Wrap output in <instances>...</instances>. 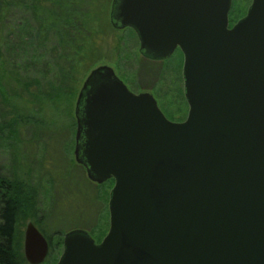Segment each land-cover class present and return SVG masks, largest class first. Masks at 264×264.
<instances>
[{
  "label": "water",
  "instance_id": "95a60500",
  "mask_svg": "<svg viewBox=\"0 0 264 264\" xmlns=\"http://www.w3.org/2000/svg\"><path fill=\"white\" fill-rule=\"evenodd\" d=\"M231 0H113L112 26L131 28L155 60L177 48L188 105L169 120L107 65L93 68L74 107V159L113 185L99 242L66 232L55 264H264V0L231 27ZM23 256L42 263L32 222Z\"/></svg>",
  "mask_w": 264,
  "mask_h": 264
},
{
  "label": "rangeland",
  "instance_id": "374dc122",
  "mask_svg": "<svg viewBox=\"0 0 264 264\" xmlns=\"http://www.w3.org/2000/svg\"><path fill=\"white\" fill-rule=\"evenodd\" d=\"M18 1L6 14L14 30L5 27L0 49L1 65L16 72L15 79L7 81L8 94L0 95V175L36 193L30 206L23 205L15 225L16 250L23 254V232L30 221L48 242V255L40 264H55L66 232L82 229L99 242L109 225L113 180H89L73 155L74 107L85 78L93 68L107 65L131 91L150 92L169 120L182 121L188 111L183 56L179 49L165 59L144 56L131 28L112 26L113 0H65V20L49 11L41 14L40 8L29 10L33 0ZM250 1L231 0L229 24L246 13ZM42 17L49 24L61 19L62 24L51 30L40 23ZM62 45L65 60L58 57ZM62 65L68 73L58 82L54 72ZM24 85L29 94L19 97Z\"/></svg>",
  "mask_w": 264,
  "mask_h": 264
},
{
  "label": "trees",
  "instance_id": "16d2710c",
  "mask_svg": "<svg viewBox=\"0 0 264 264\" xmlns=\"http://www.w3.org/2000/svg\"><path fill=\"white\" fill-rule=\"evenodd\" d=\"M17 0H0V49L3 44L5 27L9 26L14 30L13 23L6 20V14L15 7ZM19 4L24 1H18ZM27 7L34 9L40 8L42 10L41 14L44 12H50L53 15H57L65 20V0H33V2L28 3ZM34 12V11H33ZM61 15V16H60ZM61 19L46 22V18H40V23L50 26L51 30H57V26L62 24ZM65 21L63 22V24ZM41 28V27H40ZM42 29V28H41ZM35 35L38 36L37 25L35 27ZM41 32V31H40ZM69 41L70 37L64 36ZM65 42V41H63ZM61 52L58 57L65 60V46L62 45ZM1 55H0V95H7L10 81L15 79V71L9 68L7 65H1ZM7 64V63H6ZM56 80L59 82L65 81V74L68 73L65 69V65L56 66ZM61 76H60V74ZM47 89H50L48 86ZM45 92V91H42ZM50 92V91H49ZM19 97H23L24 94H29V88L25 85L21 86L18 92ZM40 94V93H39ZM48 94H46V97ZM38 96V95H37ZM40 96V95H39ZM18 117V116H17ZM14 118V120H17ZM22 117H20L21 119ZM31 190V189H30ZM28 188L24 189L19 185V182L15 178H7L0 175V264H28L22 253L18 252L15 248L16 238H15V225L18 221L19 215L23 210V205L27 204L30 206L32 202L36 199V193L31 194ZM27 206V205H26ZM42 234L43 232L40 231ZM45 236V235H44ZM48 255V253H47Z\"/></svg>",
  "mask_w": 264,
  "mask_h": 264
},
{
  "label": "flooded vegetation",
  "instance_id": "af4514ba",
  "mask_svg": "<svg viewBox=\"0 0 264 264\" xmlns=\"http://www.w3.org/2000/svg\"><path fill=\"white\" fill-rule=\"evenodd\" d=\"M250 2H251V1H250ZM247 8H248V7H247ZM238 19H239V18H238ZM238 19H237V20H238ZM237 20H236V21H237ZM232 25H233V24H229V20H228V26L231 27ZM177 49H178V48H177ZM124 84H125V83H124ZM126 86H127V85H126ZM128 89H129V88H128ZM129 90H130V89H129ZM132 92H133V91H132ZM134 93H135V92H134ZM137 93H140V92H137ZM148 93H150V92H148ZM150 94H151V93H150ZM152 96H153V95H152ZM153 97H154V96H153ZM155 100H156V99H155ZM156 102H157V101H156ZM157 105H158V104H157ZM158 107H159V106H158ZM160 110H161V109H160ZM171 121H172V120H171Z\"/></svg>",
  "mask_w": 264,
  "mask_h": 264
}]
</instances>
